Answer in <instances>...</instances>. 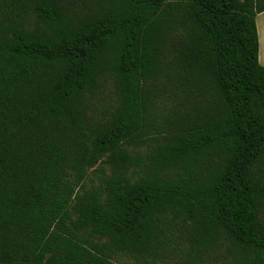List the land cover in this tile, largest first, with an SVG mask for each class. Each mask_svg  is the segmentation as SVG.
Returning <instances> with one entry per match:
<instances>
[{"label": "trees", "instance_id": "1", "mask_svg": "<svg viewBox=\"0 0 264 264\" xmlns=\"http://www.w3.org/2000/svg\"><path fill=\"white\" fill-rule=\"evenodd\" d=\"M261 13L0 0V264H264Z\"/></svg>", "mask_w": 264, "mask_h": 264}, {"label": "rangeland", "instance_id": "2", "mask_svg": "<svg viewBox=\"0 0 264 264\" xmlns=\"http://www.w3.org/2000/svg\"><path fill=\"white\" fill-rule=\"evenodd\" d=\"M115 96L111 85L109 84L98 96L95 98V104L98 105L101 109L105 110L109 108L114 102ZM116 264H129L127 260L123 257H120Z\"/></svg>", "mask_w": 264, "mask_h": 264}, {"label": "crops", "instance_id": "3", "mask_svg": "<svg viewBox=\"0 0 264 264\" xmlns=\"http://www.w3.org/2000/svg\"><path fill=\"white\" fill-rule=\"evenodd\" d=\"M256 24L259 34V62L264 66V13L257 15Z\"/></svg>", "mask_w": 264, "mask_h": 264}]
</instances>
